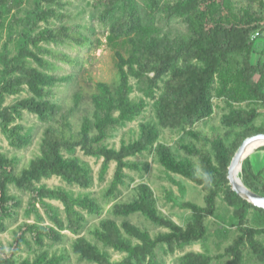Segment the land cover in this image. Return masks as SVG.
<instances>
[{"label":"trees","instance_id":"trees-1","mask_svg":"<svg viewBox=\"0 0 264 264\" xmlns=\"http://www.w3.org/2000/svg\"><path fill=\"white\" fill-rule=\"evenodd\" d=\"M62 0H0V131L9 144L23 149L32 142V133L19 123L25 112L48 123L40 144V154L18 169L16 157L0 149V231L7 221L19 216L22 198L14 186L29 194L27 218L14 232L6 247L0 241V264H72L67 249L51 251L50 244L63 240L64 231L80 235L87 222L85 211L101 215L103 206L89 193H76L62 186L51 187L45 179L59 177L71 186L89 189L95 185L92 165L80 157L102 160L99 181L104 182L112 163L114 177L106 198H113L128 185V169H138L131 157L149 153L168 174H177L203 187L205 205L175 200L191 211L185 226L159 208L151 185L141 182L136 194L126 202L115 203L112 213L124 220L104 218L93 230L95 241L79 236L73 251L84 264H157L159 248L174 254L210 236L208 218L218 221V237H236L224 255L226 264H246L247 253L264 264V209L235 192L228 178L229 167L245 139L264 133V0H95L103 7L102 18L110 33L107 44L116 59L118 79L99 81L91 95L93 110L74 130L71 112H62L54 100V89L72 80L59 75L58 60L74 63L52 46L76 44L85 47L92 39L81 30L65 24L43 26L63 19ZM180 19L187 30L176 36L163 34L157 17ZM260 31L261 35L253 39ZM50 58L54 59H49ZM54 60V61H53ZM132 79H136L134 84ZM144 94L135 97L136 88ZM157 90L161 93L157 97ZM28 95L7 103L8 98ZM153 99L158 122L141 123L136 138L122 139L119 148L108 139L114 132L141 117ZM82 94L75 95V106ZM228 109L222 117L226 133L209 135L195 131L198 122L212 118L221 104ZM181 129L195 142L182 143L188 153L178 155L161 140L162 129ZM264 152V146L260 147ZM199 160V167L194 158ZM241 179L254 192L264 196V167L256 171L252 158L243 161ZM222 198L230 215L219 213ZM171 199V198H170ZM58 201L63 208L55 205ZM141 215L167 230L153 235L128 217ZM25 247L33 256H22ZM110 249L124 253L114 260ZM209 251H188L179 264H212Z\"/></svg>","mask_w":264,"mask_h":264},{"label":"rangeland","instance_id":"rangeland-1","mask_svg":"<svg viewBox=\"0 0 264 264\" xmlns=\"http://www.w3.org/2000/svg\"><path fill=\"white\" fill-rule=\"evenodd\" d=\"M247 2V0H244ZM95 0H62L59 10L63 14V19H52V23H42L43 26L50 25L52 27L65 24L74 30L79 29L83 34L88 35L93 44L85 47L77 46L76 44H67L52 46L56 50L63 51L70 59L74 60V63L64 62L58 60V66L61 67L57 71L59 75H72V80L65 82L54 89V100L61 104L62 112L66 114L71 112L70 120L73 122L74 130H79L83 117L91 114L93 110L91 95L96 91V83L104 81L108 83H114L118 79L116 59L113 50L107 44V35L110 33L109 26L106 25L107 21L102 18L103 7H98L94 4ZM139 4L142 7V0H139ZM156 25L162 29L163 34L176 36L187 30L186 25L180 19L172 18L167 19L165 16L157 17ZM258 47L264 46V37L257 40ZM49 59H54L53 57ZM54 61V60H53ZM132 82L136 84L137 80L132 79ZM161 91L157 90V97H159ZM82 94V101L76 107L75 95ZM28 93H23L20 96L10 97L7 103H12L16 99L26 96ZM135 97H143L144 94L139 88H136L134 93ZM153 99H148L149 106L145 113L134 122L129 123L125 127H121L114 132V136L108 139V143L111 146L117 148L120 147L122 139L130 141L138 136L140 131V125L146 121L158 122L156 115V108L154 106ZM228 109L224 103L217 109L216 114L205 121L198 122L194 130L204 131L209 135L218 133H226L228 128L223 125L222 117ZM69 113V112H68ZM19 123L23 124L26 130L32 133V142L29 146L23 149H17L9 144L8 139L0 131V149L10 157H16L18 160V169L26 167L28 163L40 154V144L43 133L46 127L49 125L41 121L36 115L29 112H25L23 118L19 119ZM264 123V116L257 120V124ZM161 127V126H160ZM161 140L172 147L174 152L181 156L188 155L187 151L181 147L182 143L195 142L194 138L187 135L183 130H172L169 128H163ZM259 145L248 157L252 158L256 171L264 167V152L259 150ZM77 154L84 160L88 161L95 172L96 182L95 185L89 189H83L78 186H71L62 181L59 177H53L51 179H45L44 183L51 187L62 186L69 190H73L76 193H89L95 197L99 203L103 206L104 210L101 215L90 214L85 211L87 222L80 235L87 237L89 240L95 241L93 237V230L99 226L100 222L104 218L115 219L121 223L124 218L117 217L112 213V208L115 203L126 202L133 198L136 194L135 187L141 182L148 183L155 190L159 201V208L166 215L172 217L177 223L185 226L190 219L191 211L184 209L175 204V200L179 201H191L199 205H205V194L203 187L182 177L177 174H168L165 169L155 160L154 156L145 153L136 157H131L132 160L138 164V169H128L127 173L129 178L127 179L126 186L122 187L121 191L113 198H106L105 192L110 186L114 177L116 163H112L111 169L104 182H100L99 172L102 164V160H98L91 156H86L82 150H78ZM197 166L199 167V160L194 158ZM12 192L19 195L23 200V206L19 209V216L15 219L7 221V230L0 231V241L9 247V244L14 238V232L18 227L26 222L33 221L34 217L27 218L25 215V208L28 205L29 194L20 191L16 187H11ZM171 198V199H170ZM55 205L63 208L62 204L58 201H53ZM219 213L223 216L230 215L227 209V205L223 199H218ZM130 221L138 226L149 230L153 235L158 234L160 231L167 230L163 227H159L152 222L148 221L141 215H133L128 217ZM207 224L209 226L210 236L206 241L195 243L192 246L187 247L185 250H178L176 253L171 254L164 248L157 250L156 262L157 264H179V258L188 251H209L211 255L215 257L212 264H226L228 258L223 257L217 259V256L224 255L226 247L232 243L236 237V232H232L228 239L218 237L217 229L219 228L218 221L214 218H208ZM80 235H74L70 232L64 231V238L57 243H51V251H61L67 249L71 255L72 264H84L79 261L78 256L73 251V243ZM264 242V235L260 237ZM110 252L114 260H121L125 254L110 249ZM23 257L28 255L33 256L32 249L25 247V250L21 253ZM246 264H260L255 256L251 253L246 254Z\"/></svg>","mask_w":264,"mask_h":264},{"label":"water","instance_id":"water-1","mask_svg":"<svg viewBox=\"0 0 264 264\" xmlns=\"http://www.w3.org/2000/svg\"><path fill=\"white\" fill-rule=\"evenodd\" d=\"M264 141V133H256L251 135L247 139L243 141L240 145L239 149L237 150L231 165L229 167V174L228 178L230 180V184L235 192H237L240 196L244 199L248 200L249 202L253 203L255 206L264 209V196L254 192L252 189L247 187L243 180L241 179L240 182L237 181L235 177V170L238 166H243V161L249 156L248 150L249 148L258 141Z\"/></svg>","mask_w":264,"mask_h":264},{"label":"bare ground","instance_id":"bare-ground-1","mask_svg":"<svg viewBox=\"0 0 264 264\" xmlns=\"http://www.w3.org/2000/svg\"><path fill=\"white\" fill-rule=\"evenodd\" d=\"M259 145H264V141H258V142H255L248 150V155L250 153H252ZM241 171H242V167L241 165L237 167V169L235 170V177L237 179L238 182L241 181Z\"/></svg>","mask_w":264,"mask_h":264},{"label":"built area","instance_id":"built-area-1","mask_svg":"<svg viewBox=\"0 0 264 264\" xmlns=\"http://www.w3.org/2000/svg\"><path fill=\"white\" fill-rule=\"evenodd\" d=\"M260 35H261V32H260V31H257V32L253 35V39H257Z\"/></svg>","mask_w":264,"mask_h":264}]
</instances>
